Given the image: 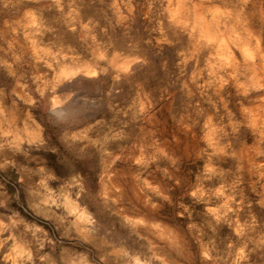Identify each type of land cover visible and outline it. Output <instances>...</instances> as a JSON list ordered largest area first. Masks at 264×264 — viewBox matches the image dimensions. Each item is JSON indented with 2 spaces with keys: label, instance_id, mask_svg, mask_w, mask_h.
Segmentation results:
<instances>
[{
  "label": "rangeland",
  "instance_id": "rangeland-1",
  "mask_svg": "<svg viewBox=\"0 0 264 264\" xmlns=\"http://www.w3.org/2000/svg\"><path fill=\"white\" fill-rule=\"evenodd\" d=\"M0 264H264V0H0Z\"/></svg>",
  "mask_w": 264,
  "mask_h": 264
}]
</instances>
